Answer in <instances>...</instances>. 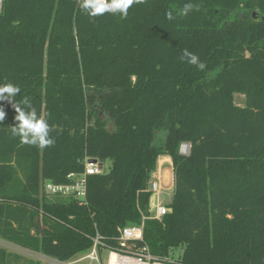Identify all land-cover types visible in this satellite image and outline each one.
<instances>
[{
    "label": "trees",
    "instance_id": "1",
    "mask_svg": "<svg viewBox=\"0 0 264 264\" xmlns=\"http://www.w3.org/2000/svg\"><path fill=\"white\" fill-rule=\"evenodd\" d=\"M186 3L200 10L166 18ZM184 49L207 68L182 61ZM6 82L47 118L55 144H22L15 110L0 101V239L68 259L96 230L118 244L119 228L144 220L153 254L183 247L172 264H264V0H147L127 18H91L77 0H3ZM162 155L174 190L170 211L152 218ZM86 156L112 162L90 176L88 205L41 192V179L64 182ZM10 256L0 248V264Z\"/></svg>",
    "mask_w": 264,
    "mask_h": 264
},
{
    "label": "built area",
    "instance_id": "2",
    "mask_svg": "<svg viewBox=\"0 0 264 264\" xmlns=\"http://www.w3.org/2000/svg\"><path fill=\"white\" fill-rule=\"evenodd\" d=\"M2 2L3 0H0V11ZM189 150V144L182 143L181 152L188 154ZM91 159L92 157L86 156L83 160L84 169L69 172L64 182H56L49 178L41 179V192L50 198L73 199L80 206L88 205L87 191L90 176L107 172L104 165L105 161L95 158L96 161L94 162ZM161 179L162 170L158 167L153 172L149 184L151 193H155L158 197L155 208L151 210L150 217L152 218H159L170 211L169 206L159 200ZM115 238L118 244L108 242L106 237L96 230L94 235L90 237L92 241L90 247L84 253L68 259H59L42 253H34V257L40 264H172L181 257L180 254L175 257L173 252L168 256L153 254L149 245L144 242V220L140 224L119 228V233ZM138 241L142 243L137 246L136 242Z\"/></svg>",
    "mask_w": 264,
    "mask_h": 264
},
{
    "label": "clouds",
    "instance_id": "3",
    "mask_svg": "<svg viewBox=\"0 0 264 264\" xmlns=\"http://www.w3.org/2000/svg\"><path fill=\"white\" fill-rule=\"evenodd\" d=\"M147 0H77L79 8L89 17L96 18L105 14H119L122 18H127L129 9L134 4H143ZM200 5L194 3H186L178 11L168 10L166 18L173 20L177 15L186 16L189 12L200 10ZM180 59L186 61L190 65L196 66L200 71L207 68L206 63L202 62L199 55L188 49L182 50ZM210 75H215L211 73ZM21 89L12 82H6L0 85V101L7 102L15 110V126L10 127L14 137H19L20 142L24 145L36 146L40 149L54 146L55 138L51 135L54 129L48 123L43 113H38L32 100L28 96H24L20 100H16ZM6 119V111L4 106L0 104V122Z\"/></svg>",
    "mask_w": 264,
    "mask_h": 264
},
{
    "label": "rangeland",
    "instance_id": "4",
    "mask_svg": "<svg viewBox=\"0 0 264 264\" xmlns=\"http://www.w3.org/2000/svg\"><path fill=\"white\" fill-rule=\"evenodd\" d=\"M234 101L237 105L243 106L244 102H245L244 94L235 93L234 94ZM111 164H112L111 160H105L104 165H105L106 171H108L110 169ZM19 178L22 179L21 172H19ZM172 196H173V190L172 189L168 190V191L164 190L160 195V202L163 204L169 205L172 201ZM47 198H49L50 200L53 199L50 197H47ZM153 199L155 202V203H153V206L155 208V205H156L155 200L157 199V196L155 195V193L153 194ZM0 248H5L8 252L11 253L10 259H11L12 264H28L32 259H35L34 253L29 252L25 249L19 248V247L15 246L13 244H10V243L2 240V239H0ZM182 250H183V247L176 248L173 251V255L175 257H177L178 254H181ZM85 263H87V262H85Z\"/></svg>",
    "mask_w": 264,
    "mask_h": 264
},
{
    "label": "crops",
    "instance_id": "5",
    "mask_svg": "<svg viewBox=\"0 0 264 264\" xmlns=\"http://www.w3.org/2000/svg\"><path fill=\"white\" fill-rule=\"evenodd\" d=\"M161 168L162 170V179H161V193L164 190H174V168H173V162H172V158L168 155H162L159 157L158 159V164H157V168ZM159 194V200H160V195ZM156 203L158 201V197L155 200ZM154 199H153V194L151 196V200H150V207L151 210L154 209L153 206ZM168 206V204H165ZM156 206V205H155Z\"/></svg>",
    "mask_w": 264,
    "mask_h": 264
},
{
    "label": "water",
    "instance_id": "6",
    "mask_svg": "<svg viewBox=\"0 0 264 264\" xmlns=\"http://www.w3.org/2000/svg\"><path fill=\"white\" fill-rule=\"evenodd\" d=\"M253 15L255 16V13H253ZM189 144V146L191 147V144L190 143H188ZM91 161H96V159L95 158H92L91 159ZM39 228H40V230H42V225H41V223L39 222Z\"/></svg>",
    "mask_w": 264,
    "mask_h": 264
}]
</instances>
